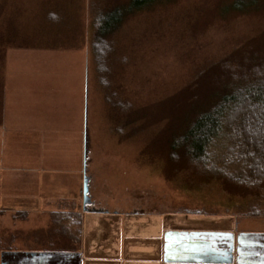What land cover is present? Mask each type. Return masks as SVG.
Instances as JSON below:
<instances>
[{
    "label": "rangeland",
    "instance_id": "1",
    "mask_svg": "<svg viewBox=\"0 0 264 264\" xmlns=\"http://www.w3.org/2000/svg\"><path fill=\"white\" fill-rule=\"evenodd\" d=\"M122 1L0 0V102L8 81L14 123L52 130L36 145L39 136L28 137L30 151L49 157L44 168L17 167L13 190L0 185V252L74 248L77 235L81 249L84 177L93 201L86 209L264 217L259 191L200 175L169 148L192 100L202 105L215 89L219 63L249 41L264 49V0L245 13L237 0H160L115 33L102 80L94 16ZM225 148L217 145L219 161ZM49 227L68 232L49 237Z\"/></svg>",
    "mask_w": 264,
    "mask_h": 264
},
{
    "label": "crops",
    "instance_id": "2",
    "mask_svg": "<svg viewBox=\"0 0 264 264\" xmlns=\"http://www.w3.org/2000/svg\"><path fill=\"white\" fill-rule=\"evenodd\" d=\"M8 90L7 81L5 100L0 102V185L13 190L15 168L40 169L50 160L37 148L29 150L30 132L39 136L33 139L36 145L52 130L47 132L43 122L33 124L29 120L20 127L14 123L18 116L13 115V120L9 116ZM15 142L21 144L20 150L15 149ZM82 167L84 177V159ZM82 212L81 249H77L76 240L74 248L67 249H4L0 264H264L261 216L109 211L84 209L83 204ZM49 229V237L68 232L57 228L56 234Z\"/></svg>",
    "mask_w": 264,
    "mask_h": 264
},
{
    "label": "trees",
    "instance_id": "3",
    "mask_svg": "<svg viewBox=\"0 0 264 264\" xmlns=\"http://www.w3.org/2000/svg\"><path fill=\"white\" fill-rule=\"evenodd\" d=\"M158 1L125 0L96 11L91 49L102 80H107L110 71L115 33L129 17ZM237 1L239 13L263 7L262 0ZM253 45L251 41L245 43L219 63L218 75L211 81L215 89L202 105L192 100L193 113L174 131L169 148L174 161H184L196 173L264 196V135L259 132V122L264 119V49ZM219 144L226 146L220 161Z\"/></svg>",
    "mask_w": 264,
    "mask_h": 264
},
{
    "label": "water",
    "instance_id": "4",
    "mask_svg": "<svg viewBox=\"0 0 264 264\" xmlns=\"http://www.w3.org/2000/svg\"><path fill=\"white\" fill-rule=\"evenodd\" d=\"M88 191H89V188H88V179L86 177H84L83 179V201H82V204H83V207L85 209V206L87 204H91V199L90 197L88 196Z\"/></svg>",
    "mask_w": 264,
    "mask_h": 264
},
{
    "label": "snow or ice",
    "instance_id": "5",
    "mask_svg": "<svg viewBox=\"0 0 264 264\" xmlns=\"http://www.w3.org/2000/svg\"><path fill=\"white\" fill-rule=\"evenodd\" d=\"M260 128H259V132L264 135V119L260 120Z\"/></svg>",
    "mask_w": 264,
    "mask_h": 264
}]
</instances>
